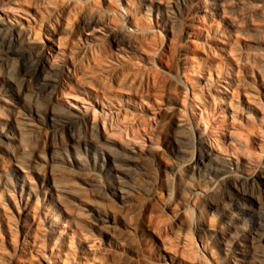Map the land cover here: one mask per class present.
<instances>
[{
  "label": "rangeland",
  "instance_id": "obj_1",
  "mask_svg": "<svg viewBox=\"0 0 264 264\" xmlns=\"http://www.w3.org/2000/svg\"><path fill=\"white\" fill-rule=\"evenodd\" d=\"M263 70L264 0H0V264H257Z\"/></svg>",
  "mask_w": 264,
  "mask_h": 264
},
{
  "label": "bare ground",
  "instance_id": "obj_2",
  "mask_svg": "<svg viewBox=\"0 0 264 264\" xmlns=\"http://www.w3.org/2000/svg\"><path fill=\"white\" fill-rule=\"evenodd\" d=\"M30 35V34H29ZM48 53V55L51 57L50 59H53V61H54V57H55V55L54 54H52V52L51 51H49V52H47ZM55 65H57L56 67H57V69H56V72L57 73H59V72H61V71H63L64 70V65L63 64H61V63H56V61H55ZM52 67V66H51ZM263 74H264V70H263ZM46 79H53V80H55V81H59L58 79H55L53 76H51V75H46ZM59 83V82H58ZM246 103H248V105L250 106V107H252V108H254V110L255 109H261V102L259 101V100H257L256 99V97H248V100H247V102ZM83 112V111H82ZM79 116H81V115H79ZM92 118L94 119V120H96V119H98L99 118V114H98V111L96 110V109H93V111H92ZM93 120V121H94ZM99 120V119H98ZM88 122V121H87ZM97 123V122H96ZM95 123V124H96ZM94 124V123H93ZM92 125V124H91ZM178 126H184V123H182L181 121L178 123ZM93 127V126H92ZM102 129L104 130V132H108L107 131V127H106V125H103V127H102ZM109 130V129H108ZM183 136V135H182ZM184 137V136H183ZM202 142H204V143H208L206 140H204V139H202L201 140ZM217 144V147H219V140H218V142L216 143ZM205 152L208 154V157H212V158H214V159H216V160H218L217 158H215V157H213L212 156V152H210L209 150H205ZM201 161L203 162V159H201ZM221 175H220V177H211L210 178V180H211V185H210V187L208 188V189H205L204 190V194L205 195H210V194H212V193H217V192H219V190L221 189V185H222V180H224V179H229V178H231V177H234V176H236L237 174L236 173H234V172H232V171H227L226 169H221ZM258 171V170H257ZM239 177H240V179L244 182V183H248V184H252V185H255L256 183H257V180L259 179V178H261L262 177V174L261 173H259V172H246V173H243V174H241V175H239ZM57 188L59 189V190H65V185H62V184H58L57 185ZM67 189V188H66ZM71 191H74V190H71ZM78 193V192H77ZM211 204L212 205H214V206H216L215 204H214V202L212 201L211 202ZM224 205H225V202L223 203ZM108 218V217H107ZM105 222L107 223V224H109V219H107V220H105ZM109 226V225H108ZM257 237V236H256ZM256 237L255 236H252L251 234H246V233H243V234H241V233H238V235H237V237H236V239H234V241H233V243L234 244H238L239 246H240V250H239V253H240V258H241V260L242 261H245L244 259L245 258H247L248 257V255H249V252H250V248H251V246H252V242L256 239ZM238 258V257H237ZM237 258H235L234 256L231 258V263L230 264H239V262H240V259H237ZM252 260H254L255 261V263H257V264H264V255L263 254H257V257H253V259Z\"/></svg>",
  "mask_w": 264,
  "mask_h": 264
}]
</instances>
